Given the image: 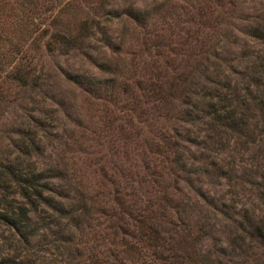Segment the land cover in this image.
Returning <instances> with one entry per match:
<instances>
[{"label":"rangeland","instance_id":"rangeland-1","mask_svg":"<svg viewBox=\"0 0 264 264\" xmlns=\"http://www.w3.org/2000/svg\"><path fill=\"white\" fill-rule=\"evenodd\" d=\"M69 1L40 0L39 11L0 0V157L34 166L46 186L44 201L32 195L33 205L11 196L31 210L38 230L19 253L34 264H264V112L242 108L247 126L232 130L217 121L212 130L211 108L202 101L212 84L205 76L255 94L264 0H105L108 12L95 19L111 45L94 30L84 46L65 50L48 25L73 28L74 17L94 4ZM128 4L150 12L168 46L143 47L117 17ZM38 33L44 35L36 47ZM171 46L182 49L175 55ZM27 70L29 84L12 80ZM175 73L185 81L166 108L171 117L156 121L151 82ZM220 88L222 100L213 101L226 115L231 91ZM187 110L191 121H184ZM161 125L185 152L178 188L165 182L178 214L146 201H157L145 166ZM207 134L214 151L201 148ZM151 227L173 230L174 239L164 233L155 246L144 234ZM181 236L187 241L178 242Z\"/></svg>","mask_w":264,"mask_h":264},{"label":"trees","instance_id":"trees-1","mask_svg":"<svg viewBox=\"0 0 264 264\" xmlns=\"http://www.w3.org/2000/svg\"><path fill=\"white\" fill-rule=\"evenodd\" d=\"M71 1L72 0L69 2L71 3ZM87 1L88 0H86V2ZM39 2L40 0H13V6L11 8L17 3L18 6L23 7V9L28 8L29 10L36 9L40 11V8L38 7L40 5ZM93 2L94 4L89 6L92 10L91 12H85L81 17H74L76 21L73 28H70L69 26H59L54 20L50 22L48 29L52 27L50 32V38L53 39L52 41L59 43L60 47H63L65 50L80 48L84 46L86 39L94 36L95 30L106 45H111L107 29L104 26H101L100 22L95 19L100 13L105 14L108 12L105 7L106 2L105 0H94ZM117 17L125 24L127 30L129 28L132 30V33L135 34L137 40L141 38V41L139 42L143 44L145 49L149 50L151 46L156 48L168 46L167 42H164L163 33L157 30V24L150 23V19L153 16L148 10L140 9L128 4L118 12ZM161 17L163 18L164 16ZM15 22L17 23L19 20L15 19ZM136 27L139 29H136ZM43 35L44 34L38 33L32 38L31 42L33 45L37 44L36 47H39L38 45L41 42ZM165 37L166 40L169 41V38L167 36ZM257 37L264 38V29L257 34ZM194 38L195 41L198 40V37ZM169 42L172 43L171 41ZM178 43L180 44V42ZM201 45H204L203 41H201ZM168 49L176 55L177 53H180L182 48L171 46ZM215 57L219 58V55L215 54ZM213 64L214 67L218 66V62L216 61ZM16 66L17 65H14V68ZM17 68L19 69V67ZM214 71L219 73L216 67ZM15 72L12 73L11 77L13 81L22 80L21 85L23 86L29 84L28 78L33 75L31 70H27L25 76H19ZM260 74H262L263 77ZM251 76L252 79L250 84L254 87L255 91V94L253 95V90L250 89V86L243 87L242 89L245 91V94H241L238 86L235 85L231 87L230 83L224 84V82H221L220 80H213L210 79L209 76H205L207 81L212 84L203 91L202 101L211 108L213 116H211L210 125L212 130H214L213 127L215 125H219V122L217 121H220L232 130H241L244 126H247V117L242 113V108L249 110L250 106H254L264 112V64H255ZM179 79H181V76L179 74L176 75L175 73V75H172L171 80H155L153 83L151 82V90L156 94L153 101L156 105L155 109L158 111L156 113V121L160 119L165 121L167 116H170L168 114V109L166 108H169V104L175 99L174 92L177 87L181 86L185 81ZM220 87H224L231 91L229 94L231 96L230 99L232 100V102L229 103L231 108L228 109L226 115L219 114L218 110L221 109V106L218 107L217 101H213V98H217L218 101L222 100L220 99L221 95L218 92L221 89ZM232 103H234L235 107H232ZM161 109L165 112L164 115L161 114ZM184 114L186 115L184 116V121H187L186 118L190 121L193 120L190 116L189 110L185 111ZM240 132L242 133V131ZM205 137L206 140L204 139L201 141L203 145L200 143H196V145H201V148L214 151L216 149V146L214 145V137L208 134L205 135ZM151 144L154 158L152 164H147L145 166V170L150 177L148 180L150 184V192L157 197V201L151 202V199L148 198L146 200L147 205L154 206L151 208L152 210L156 207H161L163 212L165 211L163 209L169 207V211L175 209V213L178 214L179 205L174 203L173 198L169 195V187H171V185H168L165 182H167L166 180H170V182H173L172 187L175 189L178 188L177 182L183 178L181 176L186 172V163L184 162L185 152L180 148L179 140H177L169 130L164 129L162 125L161 127H158L156 133H154ZM218 144H220V141H218ZM209 163L212 165L216 164L215 161ZM26 169L31 170L27 172L25 171ZM40 175L41 173L36 171L34 166L23 164L19 162L17 158L13 161L9 160L8 157H0V264H34V261L27 257L25 252L19 253V251L29 242L31 237L36 235L38 230L35 226L31 225V210L21 202L15 203L17 200L11 196L17 194L23 199H27L32 205L34 203V200L31 199L32 195L44 201L43 191H45L46 186L44 182L43 184H40ZM262 179L264 180V176ZM124 182L123 188L125 190V187L128 185L126 181ZM34 186L38 188L35 187L34 189ZM129 187L132 188V184H130ZM147 191L148 190H146V192ZM32 211H35V208H32ZM168 222L171 225L175 224L170 218ZM164 231L165 232L162 234L161 229L151 227L150 232L144 234L148 241H152L155 246H160V241H165L164 233H168V237L174 239L172 234V232H174L173 230L170 231V229H165ZM177 241L184 242L187 241V239L185 236H181ZM174 242H176V240Z\"/></svg>","mask_w":264,"mask_h":264}]
</instances>
